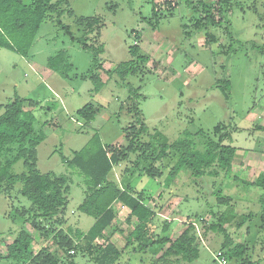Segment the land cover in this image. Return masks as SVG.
Listing matches in <instances>:
<instances>
[{
    "label": "rangeland",
    "instance_id": "374dc122",
    "mask_svg": "<svg viewBox=\"0 0 264 264\" xmlns=\"http://www.w3.org/2000/svg\"><path fill=\"white\" fill-rule=\"evenodd\" d=\"M164 1L177 2V7L171 14L163 13L154 27L149 23L152 7L163 8ZM199 1L52 0L63 10L62 23L77 36L82 33L77 18L101 17L97 41L104 45V50L99 56V68L93 65L92 53L72 42L57 27L51 13L40 25L27 56L0 47V112L15 97L24 100L25 111L29 110L30 102L37 103L33 104L37 108L33 111L34 125L44 133L37 146V168L68 178V202L59 216L60 228L69 233L74 243L81 242L77 231L88 230L94 217L77 209L86 186L82 175L67 167L61 157L71 158L94 133H98L105 146L126 144L124 130L135 121L128 98L130 84L139 89L137 105L147 127L141 141L150 142L151 150L131 154L129 161L133 166L129 161L114 166L111 179L121 190L130 186L134 194L143 191L147 196L145 202L156 210L149 226L150 234L176 236L183 222L189 219L199 236L198 258L180 264H220L215 254L221 250L223 234L203 229L202 225L216 222L222 213L232 245L246 242L250 258L264 264V230L258 213L262 189L248 183L264 172V0H228L222 6L223 22L208 28L214 34V42H209L205 30L192 26V17L198 16L192 8L194 5L200 8ZM132 45L139 49L138 55L147 57L146 61H139L131 54ZM62 49L72 65L64 76L52 73L47 63L49 57ZM130 60L137 70L123 78L115 68ZM97 71L106 80L100 88L90 80ZM218 79L229 82L227 91L222 90ZM85 104L97 110L95 118L87 123L75 112ZM221 123L231 129V139L225 142L237 149L229 172L196 176L183 169L172 177L168 167L175 158H167L161 161L160 177L144 173L145 166L152 161L156 163L153 157L159 149L158 142L170 143L186 130L191 133L195 147L203 149L204 137L199 130L211 135ZM23 169L22 160L12 168L14 172ZM18 187L20 184L0 195V264H14L5 258L6 248L24 227L20 209L31 205L18 193ZM218 190L223 197L231 198L230 203L216 202L212 192ZM116 209L117 217L106 228L105 235L122 250L120 261L155 264L148 252L158 246L146 253L124 248L135 221H125L128 210L124 206L118 203ZM249 212L253 216L241 227L236 225L238 216ZM47 225L43 222L45 229ZM28 229L34 239L33 252L42 247L55 249L49 236ZM71 255L76 264H94L86 252L75 249ZM226 264L240 263L237 258H231Z\"/></svg>",
    "mask_w": 264,
    "mask_h": 264
},
{
    "label": "trees",
    "instance_id": "16d2710c",
    "mask_svg": "<svg viewBox=\"0 0 264 264\" xmlns=\"http://www.w3.org/2000/svg\"><path fill=\"white\" fill-rule=\"evenodd\" d=\"M227 2L228 0H200V8L196 5L192 8L193 12L198 13V16L192 17V26L198 30H205L209 42H214L215 37L208 31V28L219 26L223 22L225 12L222 6ZM216 4H219L217 10L215 9ZM176 7L177 2L171 3L170 1H164L163 8L153 5L149 23L154 27L157 26L163 13L171 14ZM62 12L60 5L52 0H30L27 3L24 0H0V47L27 56L40 25L47 18L48 13H51L55 15L54 21L57 27L72 42L92 53L94 67H101L99 56L104 50V45L97 41L102 26L101 17L95 15L77 18V23L82 27L81 35L77 36L68 25L62 23L60 19ZM225 28L227 29V26ZM129 51L139 61H146L147 57L138 55L139 49L135 45L130 46ZM47 63L55 73L61 76L66 75L64 72L72 66L64 49L49 57ZM132 63L133 60L122 62L115 70L125 78L129 73L137 70ZM90 80L96 84L95 87L99 86V88L106 82L98 71L90 76ZM217 83L222 84L223 91L229 89L227 80L223 83L221 79H218ZM127 88L128 98L132 102L131 107L135 113V121L124 130L126 144L105 146L98 133H94L83 147L73 152L71 158L61 157L67 167L74 168L82 175L86 186L85 196L77 209L83 214L94 217V222L88 230L77 231L80 243H74L69 233L60 228L62 220L59 216L68 202L67 176L56 175L51 171L41 172L37 168V146L44 137L43 131L35 128L33 114L23 109V99L15 97L3 107L0 112V195L20 184L18 193L31 203L28 208L20 209L19 215L24 217V227L7 246L5 255L7 260L14 264H76L71 254L77 249L79 252L90 254L94 264H128L120 261L122 250L105 235L106 228L112 226L113 220L117 217L116 205L118 203L128 210L125 221L127 223H130L132 219L135 221L134 227L126 236L124 248L132 247L134 252L146 253L148 249L158 246L159 248L148 252L152 258L154 257L155 264H180L198 258L197 240L199 236L193 221L186 219L176 236L162 234L154 237L149 231V226L156 214L154 207L147 205L142 192L134 194L130 186L128 190H121L111 179L114 166L129 161L131 154L151 150L150 142L141 141V136L147 132V127L142 121L137 105L139 89L130 84ZM224 96L228 98L226 93ZM33 104L37 103L30 102V105ZM96 111L94 106L85 104L75 112L87 123L95 118ZM199 134L204 137L203 149L195 147L191 133L186 130L170 143L158 142L159 149L153 157L157 164L150 162L148 167H144V173L153 178L160 177L162 174L160 167L163 165L161 161L167 158H175L172 165L168 167V173L172 177L183 169L189 170L192 175L196 176L205 174L215 176L219 171L229 172L237 150L235 146L225 142L226 139H231L230 127L221 123L214 127L211 135L205 134L202 130H199ZM19 160H22L24 169L14 172L13 165ZM127 169L126 166L125 170ZM248 183L262 189L259 196L260 211L258 213L261 218L260 227L264 230V172H260L254 180ZM212 194L215 195L218 204H228L231 201L229 196L223 197L220 190L215 193L213 191ZM224 216L225 214L221 213L216 222L208 225L204 223L202 228L223 234L224 240L220 248L227 261L237 258L240 264H260L259 260L251 259L247 254L249 251L246 242H237L232 245L233 239L224 225ZM251 216H253L251 212L238 216L236 225L241 227ZM43 222L49 224L50 227L47 225L48 228L45 229ZM29 227L49 236L55 249L42 247L33 252L31 245L34 239ZM67 231L70 232V228ZM202 234L205 235L204 232ZM262 236V241H264V233ZM100 239L103 241H99ZM56 249L61 253L59 254Z\"/></svg>",
    "mask_w": 264,
    "mask_h": 264
},
{
    "label": "built area",
    "instance_id": "2783aa9c",
    "mask_svg": "<svg viewBox=\"0 0 264 264\" xmlns=\"http://www.w3.org/2000/svg\"><path fill=\"white\" fill-rule=\"evenodd\" d=\"M215 258L218 259V262L220 264H226L227 263V259L226 257L224 256V254L222 253L221 250H218L215 254Z\"/></svg>",
    "mask_w": 264,
    "mask_h": 264
},
{
    "label": "crops",
    "instance_id": "0c3cea01",
    "mask_svg": "<svg viewBox=\"0 0 264 264\" xmlns=\"http://www.w3.org/2000/svg\"><path fill=\"white\" fill-rule=\"evenodd\" d=\"M50 70H51V72L53 73L54 71L50 68ZM51 73V74H52ZM55 80H58V79H55ZM61 80V79H60ZM34 109L36 110L37 108H36V105H30L29 106V111L33 114V111H34ZM38 162V161H37ZM142 193H143V197H145V195H144V192L142 191ZM147 198V196L144 198V199H146Z\"/></svg>",
    "mask_w": 264,
    "mask_h": 264
}]
</instances>
